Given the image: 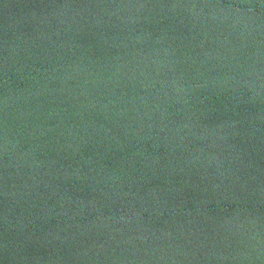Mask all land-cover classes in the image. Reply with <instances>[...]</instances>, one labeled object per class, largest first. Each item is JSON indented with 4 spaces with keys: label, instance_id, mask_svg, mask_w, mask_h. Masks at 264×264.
Returning a JSON list of instances; mask_svg holds the SVG:
<instances>
[{
    "label": "water",
    "instance_id": "1",
    "mask_svg": "<svg viewBox=\"0 0 264 264\" xmlns=\"http://www.w3.org/2000/svg\"><path fill=\"white\" fill-rule=\"evenodd\" d=\"M0 264H264V0H0Z\"/></svg>",
    "mask_w": 264,
    "mask_h": 264
}]
</instances>
